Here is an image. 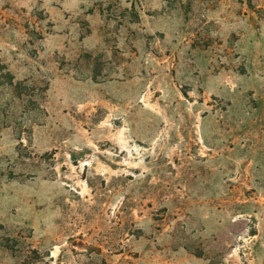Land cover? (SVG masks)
Wrapping results in <instances>:
<instances>
[{
    "label": "rangeland",
    "instance_id": "obj_1",
    "mask_svg": "<svg viewBox=\"0 0 264 264\" xmlns=\"http://www.w3.org/2000/svg\"><path fill=\"white\" fill-rule=\"evenodd\" d=\"M0 264H264V0H0Z\"/></svg>",
    "mask_w": 264,
    "mask_h": 264
}]
</instances>
